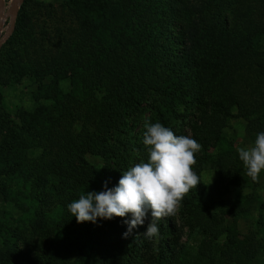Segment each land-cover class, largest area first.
Segmentation results:
<instances>
[{"label": "trees", "instance_id": "1", "mask_svg": "<svg viewBox=\"0 0 264 264\" xmlns=\"http://www.w3.org/2000/svg\"><path fill=\"white\" fill-rule=\"evenodd\" d=\"M26 76L37 82L33 108L11 124L0 106V193L31 216L26 226L0 220V264H264V237L248 254L239 230L252 208L264 230V197L228 201L221 189L257 184L224 128L242 117L253 142L264 131V0H22L0 84ZM145 114L177 136L188 126L202 145L193 170L201 178L210 163L217 179L185 195L159 238L144 237L148 221L123 238L130 215L78 223L71 201L147 160L145 119L134 132ZM183 234L199 238L195 250Z\"/></svg>", "mask_w": 264, "mask_h": 264}, {"label": "clouds", "instance_id": "2", "mask_svg": "<svg viewBox=\"0 0 264 264\" xmlns=\"http://www.w3.org/2000/svg\"><path fill=\"white\" fill-rule=\"evenodd\" d=\"M143 126L147 160L122 170L117 185L108 187L106 181L105 190L86 191L71 201L67 208L78 223L130 215V219L124 220L127 230L123 238L145 221L148 223L144 237L159 238V222L175 216L185 195L202 182L192 168L202 145L191 134L177 136L159 121L145 119ZM237 152L246 175L259 183L264 170V131L256 134L250 146L238 147Z\"/></svg>", "mask_w": 264, "mask_h": 264}, {"label": "rangeland", "instance_id": "3", "mask_svg": "<svg viewBox=\"0 0 264 264\" xmlns=\"http://www.w3.org/2000/svg\"><path fill=\"white\" fill-rule=\"evenodd\" d=\"M21 3L22 0L18 2L17 9L14 12L16 0H3L0 10V42L5 38L6 34L7 38L5 39V41L12 34ZM34 12L36 13L35 16L37 21L38 16L41 24L48 23L49 19L44 11H41L39 14H37L39 12L37 10ZM5 41L1 43L0 49ZM48 81L49 78H45L44 82ZM60 84L61 88L64 91L70 88V83L67 78L62 80ZM36 89L37 82L30 76L23 77L17 82L14 78H12L9 84H0V93L2 94L0 106L8 114V123H19V118L17 117V111L19 109L23 108L26 110H31L33 108L35 102L34 93L36 92ZM40 102L51 104L52 100L41 98ZM146 116L147 114H145L143 118L139 119V123L134 129V132H137L142 127V123ZM186 131L188 134H190L188 126H186ZM224 136L225 146L233 148L235 150H237L238 147L250 146L253 143L246 129V121L242 117H231L227 121V124L224 128ZM87 158L94 165H101V160L98 157L88 155ZM201 179L205 183L214 182L217 179L216 167L214 165H211L210 163L205 164L201 171ZM221 189L224 192L225 199L228 201L236 198L237 194H247L250 192H256L264 197V170L261 171V174L259 176V183H257L254 187L249 186L244 188H237L233 185L225 186V184H223ZM255 213L256 208H252L247 212V215L239 218V230L243 234L246 240L245 242L249 244L248 247L241 250H248V254H254L256 250H258L261 238L264 237V230L258 229L254 222ZM30 216V211H21L20 209L16 208L9 199H5L4 196L0 193V220H3L6 224L26 226L28 224L27 219ZM32 240L33 239H31V241ZM180 240L181 242L185 241L189 245L191 250H195V244L199 241V238L186 237V234H183ZM259 260L261 261L262 257H259Z\"/></svg>", "mask_w": 264, "mask_h": 264}, {"label": "water", "instance_id": "4", "mask_svg": "<svg viewBox=\"0 0 264 264\" xmlns=\"http://www.w3.org/2000/svg\"><path fill=\"white\" fill-rule=\"evenodd\" d=\"M19 1L20 0H16V4L14 6V12L17 9V5H18ZM2 3H3V0H0V10H1V7H2ZM0 27H1V21H0ZM12 27H13V24H12ZM6 38H7V34H6L5 38L0 42V45H1V43H3L5 41Z\"/></svg>", "mask_w": 264, "mask_h": 264}]
</instances>
